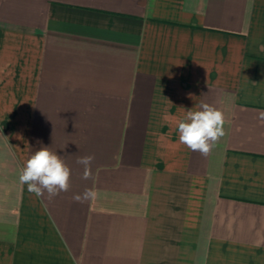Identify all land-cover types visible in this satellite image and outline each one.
I'll use <instances>...</instances> for the list:
<instances>
[{"label": "crops", "instance_id": "crops-1", "mask_svg": "<svg viewBox=\"0 0 264 264\" xmlns=\"http://www.w3.org/2000/svg\"><path fill=\"white\" fill-rule=\"evenodd\" d=\"M203 103L208 156L177 128ZM261 112L264 0H0V264H264ZM41 147L51 199L19 182Z\"/></svg>", "mask_w": 264, "mask_h": 264}, {"label": "clouds", "instance_id": "clouds-1", "mask_svg": "<svg viewBox=\"0 0 264 264\" xmlns=\"http://www.w3.org/2000/svg\"><path fill=\"white\" fill-rule=\"evenodd\" d=\"M264 122V112L260 113ZM225 117L222 111L207 103L196 105L187 110L183 120L178 122L179 142L202 156H208L219 140L225 136ZM92 155L81 157L77 163L83 167L84 180L93 177ZM71 169L62 156L51 151L49 147H41L26 161L19 175V182L27 185V190L37 197L45 193L49 199L67 192L70 188ZM97 192L85 189L82 194L74 195L78 203L92 201L97 198Z\"/></svg>", "mask_w": 264, "mask_h": 264}]
</instances>
